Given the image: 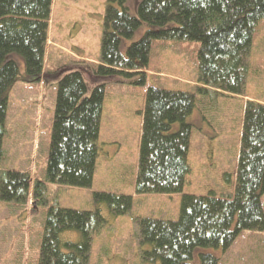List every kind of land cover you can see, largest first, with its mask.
Instances as JSON below:
<instances>
[{"label": "trees", "instance_id": "obj_1", "mask_svg": "<svg viewBox=\"0 0 264 264\" xmlns=\"http://www.w3.org/2000/svg\"><path fill=\"white\" fill-rule=\"evenodd\" d=\"M191 1L107 0L97 61L79 58L81 51L74 44L70 47L78 57L67 55L75 60L73 66L46 70L48 49L53 53L52 47H56H49L54 0H0V163L15 84L19 80L54 83L56 108L46 170L52 182L92 186L100 154L106 81L140 75L136 83L146 85L156 40L200 43L195 92L151 85L146 91L136 191L182 196L177 220L137 218L141 244L151 245L144 251L145 262L221 264L222 258L210 252H200L199 262L194 259L199 249L226 253L244 232H264V103L246 102L234 193L184 192L192 170L193 124L187 119L199 107L202 95L245 94L249 63L255 54L254 29L264 19V0H202L200 13ZM143 25L147 27L143 35L123 51L124 40L133 38ZM75 29L68 40L79 32ZM12 53L20 54L24 63L10 58ZM86 77L97 82L90 93ZM176 122L180 128L171 132ZM31 185L29 173L6 171L0 176V199L28 203ZM45 190V182L35 180L33 194L38 201L45 202ZM93 196L98 205L106 203L113 216L123 215L133 206L132 195L94 191ZM106 222L98 206L91 210L52 207L39 264H90L94 234ZM70 229L79 231L78 241L63 239L62 234Z\"/></svg>", "mask_w": 264, "mask_h": 264}, {"label": "rangeland", "instance_id": "obj_2", "mask_svg": "<svg viewBox=\"0 0 264 264\" xmlns=\"http://www.w3.org/2000/svg\"><path fill=\"white\" fill-rule=\"evenodd\" d=\"M106 1L54 0L49 35L56 47H52L53 53L48 49L46 70L75 64V60L67 57L71 54L63 48H69L68 34L75 28L74 20L80 17L83 26L76 42L78 50L82 48L92 57L101 56L102 29L98 23L100 16L104 15ZM192 1L196 3V12L200 13L202 0ZM146 28L143 25L133 38L124 40L122 50L138 40ZM58 45L63 48H57ZM254 45L255 54L249 63L245 94L202 95L199 107L187 119L193 124V129L189 157L192 170L184 190L186 193H234L245 105L249 100L264 103V19L255 26ZM199 49V42L156 40L146 70V85L136 83L140 75L118 76L106 81L109 84L101 122L100 154L90 187L52 182L46 177L56 108V84L22 80L15 84L5 122L4 159L0 163V176L9 170L29 173L32 185L28 203L0 199V264H39L46 220L52 207L91 210L97 206L107 222L94 234L90 264H160L144 261V251L150 250L151 245L141 244L137 218L177 220L182 194L136 191L142 113L150 85L168 90L196 91ZM9 57L24 63L18 53H12ZM24 72L21 69V73ZM86 81L90 93L97 82L88 77ZM179 128L180 123L176 122L171 132ZM35 180L45 182V202L38 201L33 194ZM94 191L132 195L133 206L129 212L113 216L106 203L98 205L95 202ZM262 200L264 204V196ZM62 237L64 240L78 241L80 233L70 229ZM200 252L214 253L222 258L221 264H264V232H244L226 253L221 249H199L195 263L199 262Z\"/></svg>", "mask_w": 264, "mask_h": 264}, {"label": "crops", "instance_id": "obj_3", "mask_svg": "<svg viewBox=\"0 0 264 264\" xmlns=\"http://www.w3.org/2000/svg\"><path fill=\"white\" fill-rule=\"evenodd\" d=\"M103 16L104 15H101L100 16V20H99V23H98V25H100V28L102 29V27H103V25H102V23H103ZM81 20H83L81 17H80V19L78 18V19H76V20H74L75 22V27H76V29H79V32H77L76 34H75V36H72L71 38H70V40L68 41V45H69V48H63L62 46H60V45H58V47L57 48H59V49H65V51L67 52V53H70L72 56H77V52L75 51V50H73L72 49V47H70V46H73L74 44L76 45L77 43V40L79 39V37L81 36V35H79L80 34V32H81V30H82V22L83 21H81ZM102 25V26H101ZM75 29V30H76ZM94 32V30L92 31V33ZM50 36V35H49ZM49 43H51V46H56V43H54V42H51V40L49 41ZM96 45H97V43H96ZM77 46H78V44H77ZM50 51V50H49ZM79 51H81V53L79 54V57H82V59L83 60H85V61H88V62H95V61H97V59L98 58H96L95 56H89L88 54H87V52H86V50H84V49H82V48H79ZM74 52H76V53H74ZM78 57V56H77ZM94 57H95V59H94Z\"/></svg>", "mask_w": 264, "mask_h": 264}]
</instances>
